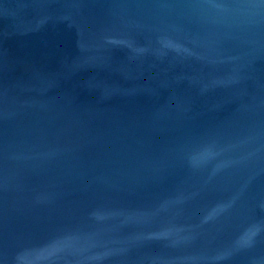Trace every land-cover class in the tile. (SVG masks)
<instances>
[{
  "label": "water",
  "instance_id": "obj_1",
  "mask_svg": "<svg viewBox=\"0 0 264 264\" xmlns=\"http://www.w3.org/2000/svg\"><path fill=\"white\" fill-rule=\"evenodd\" d=\"M0 246L264 264V0H0Z\"/></svg>",
  "mask_w": 264,
  "mask_h": 264
}]
</instances>
